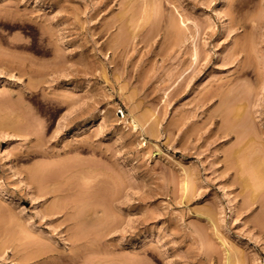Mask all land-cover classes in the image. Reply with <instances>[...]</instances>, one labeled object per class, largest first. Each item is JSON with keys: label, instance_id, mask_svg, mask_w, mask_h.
Instances as JSON below:
<instances>
[{"label": "rangeland", "instance_id": "1", "mask_svg": "<svg viewBox=\"0 0 264 264\" xmlns=\"http://www.w3.org/2000/svg\"><path fill=\"white\" fill-rule=\"evenodd\" d=\"M66 261L264 264V0H0V264Z\"/></svg>", "mask_w": 264, "mask_h": 264}, {"label": "bare ground", "instance_id": "2", "mask_svg": "<svg viewBox=\"0 0 264 264\" xmlns=\"http://www.w3.org/2000/svg\"><path fill=\"white\" fill-rule=\"evenodd\" d=\"M231 15H232V14H231ZM231 18H232V17H231ZM231 18H230V19H231ZM233 18H234V17H233ZM233 18H232V21L235 20V19H233ZM113 21H114V20H113ZM171 21H172V22H171ZM171 21H170V22L172 23V26L174 27V25H175V27H174L175 29L178 30V28H176V26H177V27H179V29H180L181 31H184V30H183L184 28H182V27L180 26V23L177 24L178 21L175 23V20H174V25H173V20H171ZM235 21H236V20H235ZM114 22H116V21H114ZM181 23H182V21H181ZM183 23H184V21H183ZM232 23H235V22L233 21ZM112 24H113V22H112ZM112 24H111V25H112ZM115 24H116V23H115ZM169 25H171V24H169ZM178 25H179V26H178ZM180 27H181V28H180ZM180 30H179V31H180ZM186 31H187V30H186ZM186 31H184V32H186ZM166 32H168V30H167ZM169 32H171V31H169ZM172 33H174V32H171V34H172ZM186 33H187V32H186ZM186 33H183V32H182L183 35H186ZM175 34H176V33H174V38H176L177 36H178V38H179V35L177 34V36H175ZM188 35H189V33H188ZM188 35H186V36H188ZM184 37H185V36H184ZM184 37H180L179 39H181V38L183 39ZM188 37H189V36H188ZM188 37H187V38H188ZM185 38H186V37H185ZM185 38H184V39H185ZM118 39H119V37H118ZM182 39H181V40H182ZM184 39H183V40H184ZM116 40H117V39L114 38L112 41H116ZM176 40L180 42V40H178V39H176ZM188 40H189V39H188ZM184 41H186V39H185ZM184 41H181V42L184 43ZM186 42H187V41H186ZM109 43H112V42L110 41ZM109 43H108V44H109ZM113 43H114V42H113ZM115 44H117V42H116ZM115 44H113L114 46H112V47H115ZM110 45H111V44H110ZM180 45H181V43H180ZM185 46H186V45H185ZM110 47H111V46H110ZM192 52H194V51H192ZM194 58H195V57H194ZM194 58H192V60H194ZM241 60H243V59H241ZM241 60H240V61H241ZM190 61H191V60H190ZM243 61H244V60H243ZM243 61H242V62H239V63L237 64V65L239 66V68H238L239 70H238V71H242V70H243V67L245 68V65H244ZM191 62H193V61H191ZM191 62H188V63H191ZM245 62H246V61H245ZM236 70H237V69H236ZM239 73H240V72H239ZM244 73H245V72H243L242 74H244ZM29 74H30V73H29ZM38 83H39V82H38ZM236 86H237V85H236ZM234 88H235V87H234ZM235 90H236V89H235ZM237 92H238V91H237ZM31 93H32V91H31ZM33 93H34V92H33ZM213 95H214V94H213ZM232 95H233V94H232ZM235 96H236V95H235ZM52 98H53V97H52ZM52 98H50V99H52ZM56 98H57V97H56ZM56 98H55V99H56ZM63 98H64V97H63ZM228 98H229V97H228ZM234 98H235V97H234ZM46 99H47V98H46ZM48 100H49V98H48ZM56 100H58V99H56ZM63 100H64V99H63ZM63 100H62V101H58V102H60V104H63V103H64ZM68 100H69V98H68ZM224 101H225V99H224ZM45 102H46V100H45ZM47 102L49 103V102H51V101H47ZM52 102H54V100H52ZM52 102H51V103H52ZM58 102L55 103V104H58ZM62 102H63V103H62ZM231 102H233V99H232ZM236 102H237V101H236ZM48 103H46V104H48ZM66 103H67V102H66ZM68 103H69V102H68ZM55 104H54V105H55ZM225 104H227V102H225ZM229 104H230V103H228V105H229ZM48 105H50V104H48ZM58 105H59V104H58ZM234 106H236V105H234ZM237 106H238V105H237ZM59 107H60V105H59ZM225 107L227 108L226 105H225ZM222 108H224V107H222ZM226 108H225V111H227ZM237 108H238V107H237ZM59 109H60V108H59ZM229 109H231V107H230ZM233 109H234V108H233ZM233 109H232V110H233ZM238 109H239V108H238ZM39 111H41V110H39ZM229 111H230V110H229ZM238 112H239V110H238ZM228 113H229V112H228ZM231 113H233V111H232ZM236 113H237V111H236ZM34 114H35V113H34ZM228 115H229L230 117H228L227 120H230L229 118H231V115H230V114H228ZM228 115H227V116H228ZM234 115H236V114H234ZM35 116H36V115H35ZM36 117H37V116H36ZM234 117H236V116H234ZM224 118H226V117H224ZM35 119H36V118H35ZM91 119H92V118H91ZM239 119H240V121H238V117H237L236 121H238V123H235V122H233V121H234V118H233V119H232L233 121H230V122L234 123L235 125H232L233 127H231V128L228 127V128L232 129V128H234V126H236V127H238V128L240 129V127H241L240 125H242V123H243V122H242V119H243V118H239ZM246 119H247V118H246ZM36 120H37V119H36ZM42 120H43V119H42ZM38 121H40V119H38ZM223 121H224V119H223ZM244 121H245V120H244ZM40 122H41V121H40ZM230 122H225V123L229 124V126H230ZM90 123H91V120H90V119L85 120L82 124H79V125L77 126L75 132L78 133V132L84 131L88 126H90ZM239 123H241V124L239 125ZM39 124H40V123H39ZM41 124H43V123H41ZM244 125H245V126H244ZM247 126H248V125H246V123H245V124H243V126H242L241 128H243V127L245 128V127H247ZM39 127H40V125H39ZM41 127H42V125H41ZM225 128H226V127H225ZM245 130H246V128H245ZM30 132H31V130H30ZM229 132H230V131H229ZM224 133H225V132H224ZM234 133H235V132H234ZM245 133H246V132L243 130V131L240 133V135H242V134L246 135ZM250 133H251V132H250ZM250 133H249V134H250ZM24 134H25V132H24ZM26 134H27V133H26ZM31 134H33V133H31ZM249 134H248V135H249ZM240 135H239V137H238V135L235 136L236 139L238 138V140H239V138L241 137ZM244 135H243V136H244ZM244 137H245V136H244ZM244 137H241V138H240L239 143H237V145L240 144L241 142H242V143H245V142H246V141H245L246 139L243 140ZM246 137H247V135H246ZM246 137H245V138H246ZM252 137H254V135H252ZM242 138H243V139H242ZM247 139H248V138H247ZM251 139H252V138H251ZM242 140H243L244 142H243ZM235 142H237V141H235ZM242 143L240 144L241 146L244 145V144L242 145ZM249 144H250V143H249ZM234 145H235V144H234ZM240 145H239V146H240ZM239 146H237V148L240 149L241 146H240V147H239ZM244 146H246V145H244ZM247 146H248V145H247ZM235 147H236V146H235ZM249 148H250V147H249ZM76 149H77V148H76ZM242 149H243V148H242ZM250 149H251V148H250ZM235 151H237V150H235ZM240 151H241V150L238 151L239 154H240ZM243 151H244V149H243ZM245 151H246V150H245ZM234 154L237 156L236 153H234ZM239 154H238V156H239ZM246 155L248 156L247 153H246ZM251 155H252V152H251ZM241 156H242V155H241ZM244 156H245V155H244ZM249 156H250V155H249ZM252 156H253V155H252ZM250 157H251V156H250ZM245 158H246V157H245ZM245 158L243 157V159H241V161L243 160V162H242V166L240 165L239 162H236V163H237V164H236L237 166H238V164H239L238 167L236 166L238 169L242 170V168L245 167V166L243 165V164L245 163V161H244ZM237 159L240 161L239 157H238ZM247 159H248V160H252V159H250L249 157H248ZM245 160H246V159H245ZM248 160H247V161H248ZM253 160H255V159H253ZM250 162H251V161H250ZM48 164H49V163H48ZM247 164H248V165H247L246 167H250V166H251V165H249V164H251V163H247ZM258 164H259V163H258ZM46 165H47V164H46ZM50 165L52 166V163L49 164V166H50ZM245 165H246V164H245ZM254 165L256 166V164H254ZM41 166H42V168L45 167V166H43V165H41ZM47 166H48V165H47ZM49 166H48V167H49ZM252 166H253V165H252ZM252 166H251L250 168H252ZM39 167H40V166H39ZM39 167H38V169H39ZM239 167H242V168H239ZM246 167L243 168V170H242V175H241V172H238V171H237V172L239 173V176L241 175V177L238 176L239 179H244L245 177L249 176V175H247L248 172H245L247 176L245 175V177L242 178V176L244 175V174H243L244 169H245V171L247 170ZM42 168H41V170H42ZM46 168H47V167H46ZM253 168L255 169V167H253ZM36 169H37V167H36ZM43 169H44V168H43ZM47 169H48V168H47ZM238 169H237V170H238ZM31 170H32V169H31ZM44 170H45V169H44ZM240 170H239V171H240ZM248 170H251V169H248ZM33 171L35 172V170L33 169L30 173L32 174L31 176H33L32 178H35L36 176L33 175ZM42 171H43V170H42ZM42 171H40V172H42ZM251 171H252V170H251ZM251 171H249V172H250V175H252V173H253V172H251ZM255 171H256V170H255ZM44 172H45V171H44ZM256 172H257V171H256ZM256 172H255V173H256ZM255 173H254V174H255ZM259 173H260V171H259ZM34 174H36L37 176H38L39 174H40V176L42 175L41 173L38 174V170H37L36 173H34ZM43 174H45V173H43ZM248 174H249V173H248ZM260 174H261V173H260ZM31 176L29 175V177H31ZM92 176H94V175H92ZM259 176H260V175H259ZM38 177H39V176H38ZM42 177H43V175H42ZM42 177H41V178H42ZM87 177H88V176H87ZM90 177H91V175H90ZM249 177H250V176H249ZM249 177H248V178H249ZM255 177L258 178V173H257V175H256ZM32 178H31V179H32ZM41 178H38V179L40 180ZM38 179L36 178V182H37ZM43 179H44V178H43ZM43 179H41V180H43ZM236 179H237V178H236ZM239 179H238V182H241L242 180L239 181ZM249 179H250V178H249ZM249 179H248V180H249ZM39 180H38V181H39ZM41 180H40V181H41ZM246 180H247V179H246ZM32 181H33V180H32ZM244 181H245V179H244ZM56 182H57V181H56ZM56 182H55V183H56ZM245 182H246V181H245ZM57 183H58V182H57ZM37 184H38V182H37ZM249 184H250L249 186H251V183H249ZM38 185H40V182H39ZM38 185H37V186H38ZM41 185H42V184H41ZM41 185H40V186H41ZM252 185H253V184H252ZM243 186H246V185H243ZM251 187H253V186H251ZM43 188H44V187H43ZM245 188H246V187H244V189H245ZM51 189H53V188H51ZM55 189H56V188H55ZM47 190H49V189H47ZM47 190H46V191H47ZM60 190H61V189H60ZM37 191H39V190H37ZM41 191H42V192H40V191L38 192V193H40L39 196L42 195V194L45 192V191L43 192V190H41ZM53 191H55V190H53ZM57 191H59V190H57ZM242 191H243V190H242ZM47 192H48V191H47ZM51 192H52V191H51ZM44 194H45V193H44ZM54 194H55V193H54ZM250 194H251V193H250ZM57 195H58V194H57ZM250 196H252V195H250ZM255 196H256V195H255ZM248 198H249V197H248ZM246 200H247V198H246ZM250 200H251V199H250ZM253 200H254V199H253ZM244 201H245V199H244ZM244 201H243V202H244ZM251 202H252V201H251ZM252 203H253V202H252ZM87 204H90V203H87ZM91 204H92V203H91ZM91 204H90V205H91ZM94 204H95V203H94ZM247 204H248V202H247ZM75 205H76V204H75ZM85 205H86V204H85ZM85 205H84V206H85ZM242 205H243V204H242ZM242 205H241V206H242ZM77 206H78V205H77ZM79 206H83V205H82V204H81V205L79 204ZM86 206H87V205H86ZM93 206H94V205H92V207H93ZM97 206H99V205H97ZM97 206L95 205V207H97ZM243 206H244V205H243ZM245 206H246V203H245ZM245 206H244V207H245ZM247 206H248V205H247ZM247 206H246V207H247ZM95 207H94V208H95ZM244 207H241V208L244 209ZM246 207H245V208H246ZM70 208L73 209V207H70ZM74 208L76 209V206H75ZM88 208H89V207H88ZM72 209H71V210H72ZM85 209H86V208H85ZM85 209H84L83 211H85ZM56 210H57V209H56ZM60 210H61V209H60ZM91 210H93V212H95L93 208H92ZM95 210L97 211L96 208H95ZM52 211H53V209H52ZM79 211H80V210H79ZM50 212H51V211H50ZM56 212H57V214H58V211H56ZM200 212H201V211H200ZM203 212H204V211H203ZM46 213L48 214V212H46ZM53 213H54V211H53ZM76 213L79 214V216H80V215H81L80 213H83V212H79V213L76 212ZM76 213H75V214H76ZM51 214H52V212H51ZM73 214H74V212H73L72 214H70V217H71V215H73ZM84 214H85V213H84ZM93 214H94V213H93ZM95 214H96V212H95ZM98 214H99V211H98L97 215H98ZM197 214H198V213H197ZM201 214H202V212L199 213V215H201ZM52 215H53V214H52ZM202 215H204V217H205L206 213H204V214H202ZM210 215H211V214H210ZM83 216H84V215H83ZM197 216H198V215H197ZM73 217H74L75 219L78 218V217H76V216H73ZM91 217H92V216H91ZM91 217H90V218H91ZM199 217H200V216H199ZM201 217H202V216H201ZM212 217H213V216H212ZM95 218L97 219V221L100 220V218H99V219H98L97 217H95ZM95 218H93L92 220H94ZM215 218H216V216H215ZM69 219H70V218H69ZM75 219H74V220H75ZM86 219H87V218H86ZM96 219H95V220H96ZM102 219H103V218H101V220H102ZM208 219H209V220L211 219V221L213 220L212 218H210V216L208 217ZM218 219H219V218H218ZM218 219H216V221H217ZM71 220H72V219H71ZM95 220H94V222H95ZM101 220H100V221H101ZM104 220H105V219H103L102 221H104ZM204 220H205V219H204ZM206 220H207V217H206ZM82 221H83V219H82ZM82 221H81V222H82ZM86 221H87V220H85V223H87ZM90 221H91V220H90ZM90 221H88V222H90ZM97 221H96V222H97ZM257 221H258V219H257ZM257 221H256V222H257ZM94 222H93V223H94ZM74 223H75V222H74ZM82 223H84V221H83ZM98 223H99V222H98ZM101 223H102V222H101ZM103 223H104V222H103ZM210 223H211V222H210ZM75 224H76V223H75ZM78 224H80V222L77 223V225H74V227L77 226L76 228H79V227H78ZM80 226H81V225H80ZM82 227H84V226H82ZM82 227H81V228H82ZM74 229H75V228H74ZM80 230H81V229H80ZM78 231H79V230H78ZM77 234H78V233H77ZM81 234H82V233H81ZM81 234L79 233V235H81ZM73 235H74V234H73ZM73 237L76 239L75 235H74ZM73 237H72V238H73ZM79 237H80V236H79ZM72 238H71V239H72ZM74 238H73V239H74ZM29 239H30V240L28 241V243H29L30 245H28V246H31V247H28V246H27V247L30 248L29 250L32 251L33 246H35V244H36V241L34 240V241H35V244L33 245V244H32L33 242H30L32 239H31V238H29ZM71 239H70V240H71ZM77 239H78V238H77ZM78 240H79V239H78ZM141 240H142V238H141ZM5 242H6V241H5ZM17 242H18V241H17ZM17 242H16V243H17ZM71 242H72V243H74V242L76 243V241L73 242V240H71ZM77 242H78V241H77ZM81 242H82V241H81ZM141 242H143V240H142ZM8 243H9V242H8ZM8 243H7V244H8ZM10 243H11V242H10ZM12 243H13V242H12ZM19 243H21V241H19ZM19 243H18V245L20 246ZM25 243H27V240L25 241ZM28 243H27V244H28ZM40 243H41V242H40ZM78 243H79V242H78ZM143 243H144V242H143ZM143 243H142V244H143ZM4 244H5V243H4ZM23 244H24V243H23ZM31 244H32L33 246H32ZM37 244H39V243L37 242ZM42 244H43V243H42ZM83 244H84V243H83ZM10 245H11V244H10ZM40 245H41V244H40ZM72 245L74 246V244H72ZM77 245H78V244H77ZM77 245H75V246L77 247ZM21 246H22V245H21ZM24 246L26 247L25 244H24ZM41 246H42V245H41ZM43 246H44V245H43ZM45 246H46V245H45ZM52 246H53V245H51V248H52ZM27 247H26V248H27ZM46 247L50 249V247H48V245H47ZM79 247H80V246H78L77 248H79ZM19 248H22V249H23V246H22V247H19ZM28 248H27L26 250H28ZM39 248H40V247H39ZM47 248H45V247L43 248V247H42V250L44 249V251H46V255H47V250H48ZM2 249H3V247H2ZM4 249H5V248H4ZM12 249L14 250V248H12ZM16 249H17V247H16ZM34 249H37V246L34 247ZM34 249H33V253H34V254H35V251H39V252H37V254H40V249H39V250H34ZM45 249H47V250H45ZM13 250H12V253H13ZM23 250H25V249H23ZM42 250H41V251H42ZM51 250L53 251V249H51ZM51 250H50V251L48 250V252H52ZM72 250H73V249H72ZM44 251L41 252L42 255H43V253H45ZM59 251H60V250H59ZM73 251H74V250H73ZM77 251H78V250H77ZM16 252H18V251L15 250V253H14V254H16ZM20 252H21V251H20ZM20 252H19V253H20ZM28 252H29V251H28ZM56 252H57V251H56ZM22 253H23V252H22ZM24 253H25V252H24ZM31 253H32V252H31ZM31 253H29V254H31ZM33 253H32V254H33ZM229 253H231V252H229ZM229 253H228V254H229ZM235 253H236V252H235ZM26 254H27V252H26ZM37 254H36V255H37ZM58 254H60V253H58ZM228 254H226V255H228ZM231 254H233V253H231ZM20 255H21V254H20ZM36 255H33V259H34V258H37ZM60 255H61V254H60ZM73 255H74V254H72V256H73ZM22 256L25 258V261H24L25 263H26V261H28V258H29V260L32 259L31 255H30V256L27 255L28 257H27V256H24V255H22ZM38 256H40V255H38ZM49 256H50V255H49ZM51 256H52V257H51ZM51 256H50L51 258L48 257V255L46 256V258H45V256H44V259H47V257H48V259H52V258L54 257L53 255H51ZM80 256H81V255H80ZM80 256H79V257H80ZM229 256L232 257V255H230V254H229ZM229 256H228V257H229ZM233 256L235 257V254H234ZM17 257H18V256H17ZM19 257H20V256H19ZM26 257H27V258H26ZM41 257H42V256H41ZM55 257H56V256H55ZM55 257H54V258H55ZM70 257H71V256H70ZM70 257H69V258H70ZM24 258H23V259H24ZM58 258H59V256H58ZM58 258H56V259H58ZM60 258H61V257H60ZM62 258H63V257H62ZM74 258H75V256H74ZM26 259H27V260H26ZM39 259H40V258H39ZM63 259H64V258H63ZM226 259H227V258H226ZM226 259H225V260H226ZM232 259H233V257H232ZM232 259L229 257L227 260L229 261V260H232ZM234 259L236 260V258H234ZM21 260H22V258H21ZM37 260H38V259H37ZM41 260H42V258H41ZM64 260H66V259H64ZM79 260H80V259L78 258L77 261H79ZM227 260H226V261H227ZM71 261H72V259H71ZM71 261L69 260V262H71ZM69 262H68V263H69ZM229 262H230V261H229ZM236 262H238V261H236ZM20 263H21V262H20ZM28 263H29V261H28ZM33 263H34V262H33ZM35 263H36V262H35ZM65 263H67V261L64 262V263H62V262L60 263V262H59L58 264H65ZM71 263H74V260H73V262H71ZM71 263H69V264H71ZM76 263H77V262H76ZM45 264H46V263H45ZM47 264H48V263H47ZM49 264H50V263H49ZM54 264H55V263H54ZM227 264H229V263L227 262ZM235 264H236V263H235Z\"/></svg>", "mask_w": 264, "mask_h": 264}]
</instances>
